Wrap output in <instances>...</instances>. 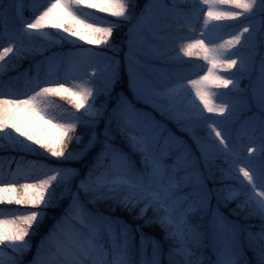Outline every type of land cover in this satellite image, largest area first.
<instances>
[{"label": "snow or ice", "instance_id": "6c2138e0", "mask_svg": "<svg viewBox=\"0 0 264 264\" xmlns=\"http://www.w3.org/2000/svg\"><path fill=\"white\" fill-rule=\"evenodd\" d=\"M0 264H264V0H0Z\"/></svg>", "mask_w": 264, "mask_h": 264}, {"label": "rangeland", "instance_id": "374dc122", "mask_svg": "<svg viewBox=\"0 0 264 264\" xmlns=\"http://www.w3.org/2000/svg\"><path fill=\"white\" fill-rule=\"evenodd\" d=\"M175 1H176V0H175ZM26 2H27V0H26ZM39 2H40V3H45L46 0H39ZM166 2H171V0H166ZM145 3H147V0H146ZM145 3H144V4H145ZM137 4H138L139 6H142V5H140L139 3H137ZM138 11H139V7L135 10V12L138 13ZM125 31H126V28H124V27H121L120 30L118 31V33L120 34V38H119V46H118L117 43L115 44V48L117 49V51H116V52H111V51H109V52H106V53H105V55L115 56V58H116L117 60L121 61V63L123 62V52H120L119 49H120V45H121V43H122L123 33H124ZM113 39H114V38H113ZM116 45H117V46H116ZM65 47H66V46H65ZM86 47H87V46H86ZM67 50H68L67 48H64V51H65V52H66ZM58 51H60V50H59V49H52L50 52H45L44 55L47 56V55H50L51 52H58ZM35 57H36L35 60H40V59L42 58L41 56L36 55V56H34L32 59H34ZM27 62H29L28 59H25V60H21V61H19V62H18V67L16 68V70H15V71H9V72L6 74L5 79H7L8 77L16 76L18 73H23V72H25L26 69H29V67L26 66V65H27L26 63H27ZM25 66H26V67H25ZM197 66H198V65H197ZM31 76H32V72L29 71V72H28V78L30 79ZM248 84H249V81H248L247 83H245L244 86H241V88H242V89L245 88L246 86H248ZM24 87H25V85H24V81H23V78H21V80L17 82V84H16V88H18V89H23ZM126 95L130 96L131 93L126 92ZM139 107H143V106H142V105H139ZM205 115H206V114H205ZM251 115H252V112L249 111L247 108H245L244 106H238L237 111H236L235 119H236V121H238V122H244V121L247 120L248 117H250ZM157 119H161V118H160V117H157ZM162 123L165 124V127L167 128V130H168V131H169L174 137H177V138H179L180 140H184L185 142H188V143L190 144V140H189L187 134H186L185 132L181 131V130L177 127V125L174 124L175 127H176V129H177L178 131H181V132H180V133H176V132H174V134H173V133L171 132V128H170V126H169V125H172L173 123H171V122H167V121H162ZM192 147L194 148V146H192ZM70 166H71V165H70ZM72 167H73V166H72ZM102 210H103V206H102ZM49 213H50V216H56V215L59 214V210H56V211H54V212H51V211H50ZM105 214H107V213H105ZM113 215H114V216H118V217H120L121 219H124V220H125V217H122L123 214H121L119 211L113 213ZM125 221L127 222V220H125ZM48 226H49V223L47 222V225L45 226V230L47 229ZM45 230H44L41 234H39V237L37 238V241L39 240L40 236L44 234ZM37 241H36V242H37ZM36 242H35V243H36ZM32 243H33V240H32ZM35 243H33V245H35Z\"/></svg>", "mask_w": 264, "mask_h": 264}, {"label": "trees", "instance_id": "16d2710c", "mask_svg": "<svg viewBox=\"0 0 264 264\" xmlns=\"http://www.w3.org/2000/svg\"><path fill=\"white\" fill-rule=\"evenodd\" d=\"M135 2L136 3H139L140 5H143L146 2V0H135ZM175 2L178 5H180V0H176ZM24 16H25V18H29V13L26 10L24 12ZM119 30L120 29H118L117 32H114V35H113V38L116 41V43L118 44V46H119V38H120V34L118 33ZM227 31H232V29H228ZM181 32L187 33V29L186 28H181ZM65 48H67V46ZM35 59H36V57L34 59H32V60L34 61ZM187 65H191V67H188ZM199 65H202V62L201 61H197V60H186V64L183 65V66H181L183 68L182 76L199 77L200 75L203 74L202 68L199 67ZM222 75H231V73H226V74L222 73ZM247 82H248L247 79L241 80L240 86H244L245 83H247ZM222 91H226V90H222ZM52 102H53V104L60 106V109H62V110L71 111V109L69 108L68 104L65 101H61L59 98L53 97L52 98ZM210 118H212V117H210ZM169 126H170L171 132L173 134H174V132H176V133H180L181 132V131H178L176 129V127H175L174 124L169 125ZM29 159H35V158L29 157ZM39 162L40 163H44L43 160H40ZM71 166L78 167V165H71ZM56 210H58V209H50L49 212L50 211L51 212H54ZM49 212H48V215L50 216V213ZM122 217H125V220H127V217H126L125 214H123ZM46 225H47V221L45 222V225L41 229V232L39 234H41L45 230V226ZM39 234L36 237L33 238V243H35L37 241V238L39 237Z\"/></svg>", "mask_w": 264, "mask_h": 264}]
</instances>
